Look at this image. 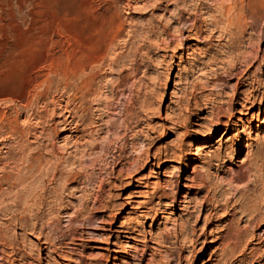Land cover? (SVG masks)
<instances>
[{
    "label": "rangeland",
    "instance_id": "374dc122",
    "mask_svg": "<svg viewBox=\"0 0 264 264\" xmlns=\"http://www.w3.org/2000/svg\"><path fill=\"white\" fill-rule=\"evenodd\" d=\"M250 2L0 0V113L15 119L0 126V264H264L250 234L264 232V11ZM79 113L103 129L64 184ZM33 155L46 164L12 189Z\"/></svg>",
    "mask_w": 264,
    "mask_h": 264
},
{
    "label": "bare ground",
    "instance_id": "6f19581e",
    "mask_svg": "<svg viewBox=\"0 0 264 264\" xmlns=\"http://www.w3.org/2000/svg\"><path fill=\"white\" fill-rule=\"evenodd\" d=\"M243 1V0H242ZM224 4V3H223ZM241 8V7H240ZM248 8L249 9H252V10H254V12L256 13V15H258V17L260 16V15H262L263 14V11H264V0H251V2L248 4ZM224 9H226L227 11L230 9V8H228V6H225L224 5ZM240 12V11H239ZM255 16V15H254ZM233 17V16H232ZM232 17H230L229 19V21L231 22V23H233V21H234V18H232ZM246 19V18H245ZM220 20V19H219ZM228 23V22H227ZM194 26V25H193ZM236 32V31H235ZM232 34V33H231ZM239 34V33H238ZM200 36V35H199ZM232 37V36H231ZM22 39V38H21ZM13 47V46H12ZM14 51V50H13ZM104 58V57H103ZM103 62V61H102ZM99 65V64H98ZM93 66V65H92ZM97 66V65H96ZM85 67L86 66H83V67H81L80 69H78V70H75V71H73L72 73H69L68 71H65L63 74H64V76H66L67 78H70L72 75L73 76H75V77H80V75H83L84 74V76L86 75V72L84 73V71H85ZM235 68V67H234ZM245 74V73H244ZM251 74V73H250ZM87 76V75H86ZM85 76V77H86ZM248 76V75H247ZM50 77V76H49ZM83 77V76H82ZM84 77V78H85ZM51 78V77H50ZM44 79V78H43ZM40 80V79H37V78H35L33 81L34 82H36V84H37V86H39L40 87V89H43V87H45V86H43V85H46L47 83H51V79H49V78H46V79H44V80ZM82 79V78H81ZM86 79V78H85ZM85 79L83 80L84 82H85ZM245 80H247V78L245 79ZM258 81H259V79H257ZM32 81V82H33ZM257 81V82H258ZM245 82V81H244ZM260 82H261V80H260ZM87 83V82H86ZM89 83V85L91 84L90 83V81L88 82ZM35 84V83H34ZM82 84H83V82H82ZM259 84V83H258ZM49 85H51V84H49ZM49 85H47V86H49ZM89 85H88V87H89ZM253 85V84H252ZM43 86V87H42ZM93 86V85H92ZM92 86H90V87H92ZM238 86H241L240 84L238 85ZM237 86V87H238ZM66 87V86H65ZM94 87V86H93ZM264 87V85L263 86H261V84H260V88H263ZM80 88V87H79ZM85 88V87H84ZM259 88V91L261 90ZM31 89V88H30ZM91 89V88H90ZM97 89V88H96ZM29 90V89H28ZM44 90V89H43ZM99 90V89H98ZM41 91V90H40ZM100 91V90H99ZM254 91V90H253ZM88 92H90V91H88ZM23 93V92H22ZM28 93V92H27ZM31 93V92H30ZM34 93V92H33ZM36 93V92H35ZM34 93V94H35ZM243 94V96L240 98V101L238 102V103H241L243 106H246L250 101H251V99H252V97H253V95H250V94H248L247 92H246V90L245 91H241L239 88L235 91V97L233 98V104L235 105V102H236V96H238L239 94ZM252 93V92H251ZM86 94V93H85ZM36 96V95H35ZM34 96V97H35ZM92 96V95H91ZM38 97V99L40 100V99H43L42 101H44V99H45V97H46V93H40L39 94V96H37ZM93 97V96H92ZM29 98H31V97H29ZM36 98V97H35ZM255 98V97H254ZM24 99H25V97H24ZM37 99V101H39ZM19 100V99H18ZM81 100V99H80ZM36 101V102H37ZM26 102V101H25ZM41 102V101H40ZM22 103V102H21ZM32 103V99H29V100H27V102L24 104V105H22V107L21 108H23V109H25L24 107H28L29 108V106L31 107V104ZM33 103H34V101H33ZM35 104V103H34ZM42 104V103H41ZM69 103H67V105H68ZM83 104V103H82ZM33 105V104H32ZM66 105V106H67ZM234 105H232L233 107H234ZM21 106V105H20ZM24 106V107H23ZM38 106V105H37ZM70 106V105H69ZM90 106V105H89ZM232 107V108H233ZM18 108H19V106H18ZM67 108H69L68 106H67ZM30 109V108H29ZM36 109V108H35ZM65 109V108H64ZM78 109V108H77ZM76 109V110H77ZM80 109V108H79ZM26 110V109H25ZM28 110V109H27ZM73 110V109H72ZM222 110V106H218V111H221ZM232 110H234V109H232ZM74 112V111H73ZM79 112V111H78ZM189 112H191V111H189ZM19 113H20V111H19ZM23 113V112H22ZM21 113V114H22ZM69 113H71V111H70V109H69ZM78 114V113H77ZM77 114H75L74 113V116L75 115H77ZM80 114V113H79ZM91 114V113H90ZM191 114V113H190ZM92 115V114H91ZM19 116V115H18ZM69 116L70 117H73V115L72 114H69ZM83 116V115H82ZM38 117V116H37ZM79 117H81V114H80V116ZM84 117V116H83ZM190 117L191 116H188V117H186L185 119H186V121L184 122V123H182V126H187L188 124H189V119H190ZM20 118V117H19ZM90 118V117H89ZM73 119V118H72ZM72 119H71V121H72ZM129 119V118H128ZM69 120V119H68ZM78 120V122L76 123V125L74 126L75 127V132H77L76 134H75V136H76V140H75V147L80 151V153H81V156L77 159V160H73V161H71L70 162V164H68V166L70 167V169H68L67 171H65V170H63L62 168L61 169H59V168H56L57 169V171L55 170V174H58V173H60V179L62 180V181H64V184H68V182H70V179H71V177H73V173H74V169H75V165L77 164V165H83V159H82V157H84V156H87L89 153H91L92 151H93V149L95 150V148L97 147V145L95 144V143H88L87 144V142H91V140H89L90 138H94V136L97 134H100L102 131V129H103V127H102V125L104 124V122H102V123H100L98 120H95V119H93V117H92V119H87V118H80V119H77ZM14 121H15V119L14 118H7L6 117V114L5 113H0V126L2 125V124H6V125H9L10 127H12V128H14ZM17 122V121H16ZM221 122V121H220ZM198 122H195V124H197ZM222 123V122H221ZM38 124V123H37ZM68 124L71 126V122H68ZM178 124V123H177ZM224 124H226L228 127L231 125V122L230 121H228L227 123H224ZM23 127V126H22ZM22 127H20V128H18V129H16V131H19V129H21ZM73 127V126H72ZM69 128V127H68ZM71 128V127H70ZM11 129V128H10ZM72 129V128H71ZM2 130V129H1ZM8 130V129H7ZM25 130V129H24ZM57 130V129H56ZM4 131V130H3ZM15 131V130H14ZM21 131V130H20ZM8 132V131H7ZM12 132V131H11ZM24 132V131H23ZM227 132L228 131H225L224 130V132H223V136H226L227 135ZM4 133H5V131H4ZM56 133V132H55ZM13 134V133H12ZM14 134H15V132H14ZM25 135V134H24ZM186 136H188L187 134H186ZM164 138H165V135L163 136ZM185 138V137H184ZM95 139V138H94ZM150 139V137L148 136V135H146L145 136V134H144V137H143V140H149ZM5 144V143H4ZM142 144H144V143H142ZM89 146L88 148L90 149H88V148H86L85 146ZM182 145V146H181ZM179 147H177L176 149L177 150H181V149H184V148H186V146H188V143H185V141H184V143H182ZM249 146V145H248ZM6 147V146H5ZM84 148V149H81V148ZM198 149V148H197ZM50 150V149H49ZM91 151V152H89V151ZM134 151V150H133ZM145 151H146V149H145ZM152 151V150H151ZM200 151V150H199ZM39 152V151H38ZM89 152V153H88ZM119 152V151H118ZM123 152V151H122ZM217 153L215 154H213V156L211 157V159H214V160H216L217 162L218 161H223L224 160V158L226 157V156H229L230 155V153H229V151L227 150V149H225V148H218V151H216ZM42 153V152H41ZM53 153V152H52ZM121 153V152H120ZM120 153H119V157H124V155L123 156H121L120 155ZM171 152H170V150L169 151H167V153L166 154H170ZM190 153V152H189ZM40 154V153H39ZM145 154H146V159H147V161L148 160H150V151H146L145 152ZM35 155V154H34ZM33 155V156H34ZM259 155V154H258ZM32 156V157H33ZM40 156H41V154H40ZM40 156L38 157V158H36L35 156H34V158L32 159V162L30 163V169H29V171H31L30 173H29V176H20V177H18L15 181H13L12 183H10L9 182V186H11V188L13 189V188H15V187H21V190H24L25 189V184L28 182V180L30 179V178H32L33 177V173H34V171H39V170H41V167H42V165H43V160L42 159H40ZM3 157V156H2ZM61 157H63V156H61ZM126 158V157H125ZM125 158H122V160L120 161V163L119 164H122L123 165V167H121V168H119V172H120V174H124V172H125V169L124 168H126L125 166L126 165H130V164H132L131 162H133L134 163V161H129V157L127 156V158L128 159H125ZM247 158V157H246ZM3 159V158H2ZM31 159V158H30ZM121 159V158H120ZM119 159V160H120ZM1 160V159H0ZM39 161V163H36V161ZM59 160V159H58ZM61 160V159H60ZM213 160V161H214ZM45 161H47V160H45ZM239 161H241V162H246V160L245 159H239ZM66 162H67V160H66ZM45 163V162H44ZM49 163V162H48ZM138 163V162H137ZM136 163V164H137ZM34 164L36 165V167H34ZM46 164V163H45ZM135 164V165H136ZM59 165H61V164H59ZM130 166H132V165H130ZM129 166V167H130ZM138 166H140V164L138 163L137 164V168H138ZM133 168V167H132ZM133 169H136L135 167L133 168ZM133 169H131V168H129L128 169V171H130V170H133ZM118 172V173H119ZM127 173V172H126ZM28 174V173H27ZM122 174V175H123ZM7 175V174H6ZM4 176H5V174H4ZM3 176V178H5L6 179V177H4ZM73 180V179H72ZM9 180H7V182H8ZM36 181V180H35ZM3 181H1L0 180V190L1 189H3V183H2ZM67 186V185H66ZM5 193V192H4ZM22 194H24V192L22 193ZM3 198V197H2ZM176 200L177 199H173L172 201L173 202H176ZM171 201V202H172ZM196 202V201H195ZM1 203H3V202H1ZM202 203H204V202H202ZM197 204V203H196ZM118 205V204H117ZM202 206H203V204H201ZM144 207V206H143ZM216 208V207H215ZM2 209H4V208H2ZM148 209H149V211H153L154 209H155V206H150V207H148ZM210 210H212V209H210ZM203 211H204V207L203 208H200L199 209V213H198V216L200 217V216H202V213H203ZM213 212V211H212ZM257 212H259V211H257ZM257 212L255 211V213L257 214ZM212 214H211V212H208V213H206L205 214V220H206V223L205 224H210V223H212V220H211V218H210V216H211ZM259 215V214H258ZM257 215V216H258ZM74 216V215H73ZM257 216L255 215V218H257ZM253 218V217H252ZM255 218H254V220H255ZM253 220V219H252ZM253 220V221H254ZM257 220V219H256ZM252 223V222H251ZM250 223V224H251ZM23 224V223H22ZM184 221L182 222L181 221V223H180V228H181V230L183 231L184 230ZM16 225V224H15ZM207 226V225H206ZM30 228V227H29ZM36 228V227H35ZM35 228H33L32 230L34 231V229ZM206 228V227H205ZM40 229V228H39ZM196 229V228H195ZM117 230H119V229H117ZM116 230V231H117ZM188 230V229H187ZM36 231V230H35ZM41 231V230H40ZM39 231V232H40ZM38 232V233H39ZM120 232V231H119ZM34 233V232H33ZM193 233V232H192ZM251 234V238H254V239H259V242H264V232L262 233V234H260V235H256V234H254L253 232L252 233H250ZM135 235V234H134ZM134 235H128V236H126L127 238H128V240H126L127 242H126V245L128 246V249H127V251L129 252L130 250H131V243H130V240H132V239H134V238H136V236H134ZM176 235V234H175ZM244 234H242V238H244ZM118 237V236H117ZM10 238V237H9ZM178 240V239H177ZM50 242V241H49ZM161 242V241H160ZM0 243L1 244H6L7 243V238L5 237V235H4V232L3 231H0ZM116 251H118V249H115ZM15 250H13L12 252V254H17V252L15 251ZM21 257L22 258H24V257H26L24 254L23 255H21ZM38 264H44L43 262H42V260L39 258L38 259ZM47 264H51V262L49 261V262H47Z\"/></svg>",
    "mask_w": 264,
    "mask_h": 264
}]
</instances>
